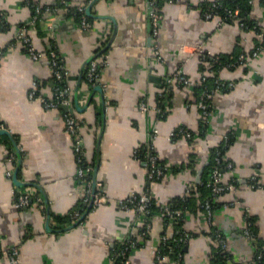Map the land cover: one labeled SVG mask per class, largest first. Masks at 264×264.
<instances>
[{
    "label": "crops",
    "instance_id": "0c3cea01",
    "mask_svg": "<svg viewBox=\"0 0 264 264\" xmlns=\"http://www.w3.org/2000/svg\"><path fill=\"white\" fill-rule=\"evenodd\" d=\"M33 1L58 5L44 11L51 28L40 21V28L29 30L42 52L38 59L28 54L22 42L13 41L17 25L31 16V5L24 0H0V10L11 24L9 30L0 27V46L6 47L0 66V119L11 133L6 136L18 143L13 162L7 157L8 143H0V246L17 247L19 264H112L115 242L133 233L140 240L131 251L133 264H214L219 245L214 231H220L232 255L229 264L252 263L257 244L264 249V50L245 65L219 72L236 85L213 96V113L205 120L197 105L203 72L196 48L225 55L248 52L259 42L257 31L220 16L206 19L205 0L165 1L157 39L164 56L161 61L152 49L149 0H65L67 5L91 4L88 28L66 14L62 0ZM250 14L264 29V0H254ZM49 46L64 61L70 107L79 121L85 160L93 164L87 176L102 182L107 197L83 224L71 227L54 219L76 209L85 189L77 174L74 137L65 125L66 111L47 108L29 97L34 79L40 80L44 95L52 94ZM94 55L104 56L107 64L90 86L82 74ZM178 69L187 74L190 84L168 83ZM160 91L169 100L165 115L156 110ZM141 99L149 103L148 110L140 109ZM179 126L192 130L194 139L184 135L170 139L169 133ZM229 132L234 140L225 156L234 168L224 172L223 179L236 180L235 187L219 196L223 204L211 217L198 206L187 213L184 228L194 235L184 244L181 261L167 253L158 262L152 250L160 245L164 231L172 233V220L155 212L143 238L139 234L143 216L118 204L145 188L147 166L135 149L153 143L160 159L170 166L150 187L156 201L164 204L194 186L210 147ZM193 156L195 170L189 165ZM253 176L261 186H251ZM17 190L38 195L47 207L33 202L18 208ZM248 218L254 221L258 241L244 235ZM0 264H11L8 254H1Z\"/></svg>",
    "mask_w": 264,
    "mask_h": 264
},
{
    "label": "built area",
    "instance_id": "2783aa9c",
    "mask_svg": "<svg viewBox=\"0 0 264 264\" xmlns=\"http://www.w3.org/2000/svg\"><path fill=\"white\" fill-rule=\"evenodd\" d=\"M29 1V0H28ZM160 0H149V6H150V24H151V36L153 39V45L152 49L153 52L158 60H163L164 56L161 51V48L159 46V43L157 42L160 27H161V20H162V13L159 7ZM169 2H172L174 0H166ZM252 3L254 0H250ZM221 3L218 1H211L208 3L203 10V15L206 19H211L214 16H220L218 11L215 9L216 7H220ZM79 10L82 12L81 17V24L83 27L88 28L91 26L90 21L87 19L88 14L86 13L87 4H82L78 6ZM46 10H51L50 6L46 7ZM226 17L233 19L240 23V25L244 26V22L240 21L241 18L238 16V10L232 9V8H226ZM42 11V5L40 3H36L35 5V12L31 14V16L21 22L20 25H17V28L14 33V38L17 41L22 42L28 54L33 59H38L42 56V52L39 51L32 40V37L30 35L31 29H36L39 26L40 21L45 22L46 28H51L52 23L49 22L48 18L42 19L43 15H41ZM42 16V17H41ZM42 19V20H40ZM41 25V24H40ZM256 25L254 26V28ZM258 33L259 36V42L258 44L251 50V51H242L238 56V63L240 65H245L248 62V59L250 57H256L258 56L263 50H264V29L262 28ZM197 51L199 52L201 61L205 63V65L209 66V62L206 61V58L211 56L213 53L210 51L205 50L203 47L198 46ZM4 55V51L0 46V66H1V60ZM49 56L51 58V66L53 70V74L55 75V79H60L65 75V72H63L62 69V63L59 58V55L56 51L51 50L49 53ZM107 64V59L104 56L101 57H95L93 58L89 65L87 70V76L88 80L90 82H97L100 77V73L104 66ZM234 64V62H232ZM228 65H231L228 63ZM226 68V66H225ZM210 69H206L202 75L200 81L203 83V81L206 78V74H208ZM168 83H175L177 85L183 84L188 85L190 84L191 80L185 74L181 69H178L172 76L168 77L167 79ZM236 85V81L233 79H226L222 78L221 76L216 79V85L212 88H205L201 95L198 97L197 105L201 110V114L205 120H208L209 117L213 113V103L212 98L213 96L220 91L230 90ZM69 85L66 87L57 86L54 94L55 98L46 96L40 92V82L36 79L33 80L32 86L29 90V97L31 99H39L43 105L47 108H60L62 106L64 108V105H67L70 107L72 104V100L70 96H67L69 94ZM52 95V94H51ZM158 102L156 104V110L159 113H164V109H167L169 106V100L167 98H164V92L160 91L158 96ZM161 102L166 108H163ZM139 107L141 110H148L150 108L149 103L145 99H141L139 101ZM66 111V110H65ZM65 125L69 133L74 137L73 142V149L76 155L77 163H78V170L77 174L78 176L84 180L85 189L84 193L81 199V204L79 207L74 209L72 212L69 213V219L67 222H65V225L68 224H74L81 221V224L84 223L83 218L93 209L95 206L100 205L104 203L107 200L104 187L101 181L95 180L94 178L86 179L87 174L91 173L93 170V164L88 163L85 160L84 152H83V143L82 138L79 135V121L76 118V116L72 113V111H66L65 112ZM5 125L3 123H0V130L5 129ZM156 131V130H155ZM184 135L188 139H194L195 134L192 132V130L184 127L179 126L177 128L172 129V131L169 133L170 139H176L179 136ZM231 137L230 134H225L223 136V140L227 141ZM140 148L135 149V153H138V150ZM19 150V149H18ZM220 153V151H218ZM8 160L13 162L17 160V147H14V149L9 153L7 156ZM143 157L146 159V165H147V179L150 180L151 184L154 181H158L159 179L163 178L165 174L170 170V166L167 163H161L160 157L158 153L155 150V146L153 143H148L146 146L143 147ZM217 162L215 166L213 167L210 177L207 181V185H209L212 189V196L210 198H206L203 204H201V208L207 213L209 217H211L213 211H212V205L211 201L212 199H218L220 195L225 193L228 190H231L235 187V184L233 181L231 182H225L223 179V172L227 170H232L234 168V163L231 160H227L223 165V157H216ZM225 167V168H223ZM8 175H12V171H7ZM233 180V179H232ZM251 186H261V184L258 182V180L253 176L251 178ZM36 202L38 206L42 209L46 207V203L43 201V198L38 197L37 199L33 200L32 195L26 191H15V205L18 208L26 207L30 205L31 203ZM119 206L122 209L130 210L134 209L137 211L140 215L144 218V229L139 232L141 236L145 235L148 230L151 227V220L149 215L152 213V195L149 192V190H146L144 188L141 192H133L126 197L120 199L118 201ZM162 216H168L171 219L174 217H181L183 213V209L181 207H171L169 204H163L161 205V211L159 212ZM64 224V223H63ZM254 222L251 218H248L245 224V227L243 229L244 235L249 239H254L256 236L254 229H253ZM169 233L166 231L161 236V243L159 246L153 248L152 252L154 256L156 257V260L158 262H163L165 258L167 257V252H164L162 250V246L165 245L169 239ZM191 235L188 231L183 230L178 237H175L174 240L177 243H186L190 239ZM218 241V244L223 249L228 248V241L227 238L220 233V231L216 232V237ZM137 238H129L124 237V247L120 250V253L125 254V251H129L132 248L136 246ZM8 254L10 263L11 264H19V250L17 247H13L12 249H4L0 246V256L1 254ZM183 258V250H178L177 252V260L181 261ZM113 260V257H112ZM131 257H128L124 260V264H132Z\"/></svg>",
    "mask_w": 264,
    "mask_h": 264
},
{
    "label": "trees",
    "instance_id": "16d2710c",
    "mask_svg": "<svg viewBox=\"0 0 264 264\" xmlns=\"http://www.w3.org/2000/svg\"><path fill=\"white\" fill-rule=\"evenodd\" d=\"M88 1L89 0H86L84 3H88ZM165 1L166 0H160L158 2L159 7H161V4L164 3ZM211 1H218V2L221 3V6L220 7H216L215 9L220 14V17L222 18V20L227 21V22H235V20L226 17V13L227 12L225 10V7L226 8H232V9L238 10L239 13H238L237 17L241 18L240 21L244 22V24H243L244 26L243 27H245L247 29L253 28L257 32H259L262 29L261 25H259L253 17H251L250 13H251V10L253 8V3L250 0H205V2H203V4H202L203 10L205 9L206 5L208 3H210ZM24 2L31 5V7H32L31 14H33L35 12L36 3H39V2L33 1V0H29V1L28 0H24ZM41 5H42L41 15L44 14V11L46 10L47 6H50L51 8L58 7V5H53V4H41ZM61 5H64V6L67 7V10H66V14L67 15L73 16L79 21L81 20L82 12L78 8L79 4H74V5L68 4L67 5L66 1L62 0V4ZM44 18H45V16L43 15L42 19H44ZM42 19H40V20H42ZM87 19L90 22L92 21V17L89 16V15L87 16ZM20 24H21V22L18 25H20ZM255 25H256V27L254 28ZM0 27L2 29H4V30H9L11 28V24L8 22V20H7L6 16H5V12L2 11V10H0ZM38 28H40V27H38ZM13 41H17V40L15 38H13ZM1 48L4 51L6 47H4V46L2 47L1 46ZM51 50L56 51V49L53 46H51V47L49 46L47 52L50 53ZM99 51H100V49L98 51H96V52H99ZM242 51H244V50H240L235 55H233V54L232 55L231 54L230 55H225V54H220V53L212 54L211 56L206 58V61L209 62V66L205 65V63L202 62V66H201L202 67V72H204L206 69H210V70H212L214 72L211 71V73L206 74V78L203 81V83L200 81V83L198 84L199 85L198 86V88H199V96L201 95V92L206 87L210 89V88H212L213 86L216 85V79L218 77H220V73L219 72L223 68H225V66H226V68L234 69V68H236L237 66L240 65V63H238L237 59H238L239 54ZM58 55H59V58H60L61 63H62L63 72H65L66 70L64 69V61H63V59H62V57H61V55L59 53H58ZM232 62H234V64H232ZM228 63L231 64V65H228ZM87 70H88V66L83 71L82 80L86 81L90 86H94L96 84V82L94 83L93 81L90 82L88 80ZM52 78H53L54 84L52 86V95L49 96V97L55 98L54 91H55L56 87L57 86H61V87L68 86V79H67L66 75H63V77L60 78V79H55V75L54 74H52ZM36 80L40 82V80H38V79H36ZM179 86H184V85L180 84ZM225 91H229V90H225ZM40 92H42L41 91V82H40ZM67 96H69V94H67ZM164 98H166V92H164ZM161 104H162L163 108H166L163 105L162 102H161ZM60 108L63 109L62 106H60ZM166 113H167V109H164V113H162V115H165ZM0 123L4 124V122H2L1 119H0ZM229 134L231 135V137L227 141L222 140L221 142H219L217 144V146H211L210 147L211 148L210 149V156H209L207 162L205 164H203V171H202V175H201L200 181L199 182L198 181L195 182L194 186L190 187V189L185 194L176 196L173 199L169 200L168 202L164 203V204H169L173 208L174 207H181L183 209V213H182L181 217H177V218L174 217L173 219H171L168 216H164L168 220L171 219L172 222L174 223V229H173L172 233L169 234L170 236H169V239H168L167 243L162 246V250L164 252L173 253V254L177 255L178 250H183L184 243H182V242L177 243L174 240V238L178 237L179 234L183 230H185L184 222H185V217H186L187 213L193 211L194 209H196L197 206L199 208H201V204H203L205 199L206 198H210L212 196V194H211L212 189H211V187L209 185H207V181H208V179L210 177V174H211V171H212L213 167L215 166V164L217 162V159H216L217 156L218 157L220 156V157L224 158L223 161H222V165L227 160H230L229 158H227L225 156V154H226V151L228 150L229 146L232 144V142L234 140V135L232 133H230V132H229ZM5 137H8V138H5ZM4 138H5V140H4ZM1 142L8 143V145H9L8 155L14 149V147L18 146V143L15 140V138L14 137L11 138L9 136H6L5 133L0 134V143ZM218 151H220V153H218ZM136 155L138 157H140L141 159H143L145 161V163H146V159L143 157V148H140ZM160 161H161V163H164V161L162 159H160ZM195 162H197L196 161V157L193 156V159L191 160L189 165L193 166L194 170H195ZM223 168H225V167H223ZM226 171H227V169L224 172H226ZM224 172H223V175H224ZM90 178H92L91 174H90V176H86V179H90ZM224 181L225 182H231V181H233V182L235 181L236 182V180H234V179L231 180V181L230 180H224ZM150 187H151V182H150L149 179H147L146 184H145V189L149 190V192H150ZM32 198H33V200H35V199L38 198V195L37 196L36 195H32ZM43 201L45 202L44 199H43ZM80 204H79V206H80ZM222 204L223 203L220 202L218 199H212V201H211L212 211L214 212L218 207H221ZM161 205H163V204H159L156 201L155 197L152 195V210L153 211L149 215L150 218L155 212H160L161 211ZM79 206H77V207H79ZM72 211H70V212H72ZM70 212L66 213L65 215H61V216H54V219H57L58 221H61L60 223H64V225H65V222H67L68 219H69L68 215H69ZM87 215L83 218L82 221L85 222V220L87 218ZM79 224H81V221L77 222V223H74V224H68V226H70V227L71 226H77ZM143 229H144V225L140 227L139 232L142 231ZM253 229H254V232L256 234V236L254 237V240L258 241L259 238H258V234H257L256 228H255V224L253 225ZM165 232L166 231H164L163 233H165ZM216 232L217 231H214V237H216ZM189 233H190L191 237L194 235L192 233V231H189ZM220 233H222V232H220ZM147 235H148V232L145 235H143V238H146ZM127 237L133 238V239L137 238V243H136V246L134 248H136V247H138L140 245V240L138 239L136 234L131 233ZM124 245H125L124 244V238L118 239L115 242V245H114L113 250L111 252V255L113 257L112 264H124V260L126 258L130 257L131 251L134 248H132L129 251L126 250L125 254L120 253V250L123 249ZM257 245L258 246H257V249H256V253H255L253 262L250 263V264H264V249L262 248V246L260 244H257ZM231 257H232V255H231L230 251L228 250V248L223 249L222 247H220V245H217L216 251H215L214 264H229L228 261L231 259ZM235 264H241V263H235Z\"/></svg>",
    "mask_w": 264,
    "mask_h": 264
},
{
    "label": "water",
    "instance_id": "95a60500",
    "mask_svg": "<svg viewBox=\"0 0 264 264\" xmlns=\"http://www.w3.org/2000/svg\"><path fill=\"white\" fill-rule=\"evenodd\" d=\"M86 13H87L88 15H90V13H91V4L87 6V8H86ZM95 56H96V55L92 56V57L89 59V61H91ZM97 87H99V86H97ZM64 109H65L66 111H72V108L69 107V106H67V105H64ZM0 133H7L8 135H11V133H9V130H8V129H1V130H0ZM202 171H203V168L201 167V168L199 169V171H198V174H197V181H198V182H199L200 179H201V173H202Z\"/></svg>",
    "mask_w": 264,
    "mask_h": 264
}]
</instances>
